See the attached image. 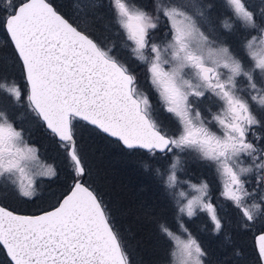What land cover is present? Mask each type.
Masks as SVG:
<instances>
[{"label":"snow or ice","instance_id":"snow-or-ice-1","mask_svg":"<svg viewBox=\"0 0 264 264\" xmlns=\"http://www.w3.org/2000/svg\"><path fill=\"white\" fill-rule=\"evenodd\" d=\"M112 4L125 47L147 64L165 110L179 121V134L169 135L154 118L127 64L50 0H0V30L26 85L5 80L0 93L17 105L26 101L74 165L73 183L55 205L37 214L0 206V253L7 264H129L111 211L85 182L88 171L76 139L81 122L129 152L148 155L143 166L172 192L175 218L187 235L182 240L166 223L159 224L172 243L170 256L179 248L180 264H204L206 256L184 217L206 213L214 233L223 225L208 183L180 180L179 152L195 151L214 166L220 196L240 213L245 228L257 221L264 226V0H220L223 12L215 17L217 5L204 0L179 6L173 0H151V8L136 0ZM161 15L171 38L158 44L153 32ZM230 35L238 36L243 57L224 39ZM204 101L207 116L198 107ZM169 154L173 158L165 163ZM158 155L160 166L153 168ZM37 166V149L17 130L7 109L0 108V178L32 197ZM36 174L55 175V169L49 165ZM182 185L184 190L177 191ZM257 241L264 260V231Z\"/></svg>","mask_w":264,"mask_h":264},{"label":"rangeland","instance_id":"rangeland-1","mask_svg":"<svg viewBox=\"0 0 264 264\" xmlns=\"http://www.w3.org/2000/svg\"><path fill=\"white\" fill-rule=\"evenodd\" d=\"M74 1L75 3H73V7L75 9H79L81 0H74ZM82 1H85L87 4H93L92 2H98V3L100 2L99 0H82ZM106 1L111 8L112 11L111 18L115 26L111 27V33H110L108 32V30L110 29L109 23H102L107 33V36L101 38L102 42L100 41V43L105 49H112L111 54L117 59L121 60L123 63L127 64L130 71L137 77L138 91L142 95H146L149 98L152 111L154 114V118L157 120L160 126L164 130H166L169 133V135H178L179 129L176 123L177 118L172 113H169L165 110V107L160 100L158 92L151 84L150 77L147 71V64L141 63L138 60H136L133 54L131 53V51L129 50V48L125 47L126 37L123 31L120 30L119 26L116 24V19H115L116 13L112 4V0H106ZM214 1H215L214 5H217V9L213 11L212 14L215 17L218 13L222 14L223 9L219 7L220 0H214ZM129 2H131V0H129ZM136 2L140 4H147L149 8H151V0H136ZM164 2L167 3L168 0H164ZM173 2L179 6L181 4L188 3V0H173ZM204 2L208 3V0H204ZM168 32H169L168 22L166 18H164L161 15L158 29L153 32L155 42L158 44H163L164 42H166V39H170L171 37L170 35H168ZM5 39L6 38L2 30H0V82L6 80L8 83H11L14 80L16 83L20 84L22 88H24L26 87V85L21 75L20 68L18 64L14 63L15 59L12 57V54L10 53L8 46L5 43ZM224 39L238 55L242 57L244 56L243 51L239 48L238 36L236 35L225 36ZM245 61L247 62L246 57H245ZM0 101H3L2 103H0V108H6L10 113L16 111L13 115H11L8 112L9 117L14 122V126L17 128V130H23L24 137L27 140L28 144L31 147L37 149V156L39 158V166L34 167L32 169L33 181H34L33 196L24 197L20 195L18 189L13 185L11 181H5L3 178H0V203L13 210L30 211V212L49 206L56 201L59 195V191L65 187L67 182L66 181L60 182L58 187L55 188V184L44 181L46 179H50L53 176H55L57 168L52 161L48 160L46 157H44L41 154L40 148L36 144L35 140L38 139L42 143H44L45 137L42 131L40 130L41 128L38 124V120L34 117V114H32L27 108L26 101H22L18 105L14 104L10 98H5L3 93H0ZM257 131L258 133L260 132V130ZM31 132L34 133L31 134ZM85 134L86 132H77V135H79L80 137L81 135H85ZM178 154L180 157L181 166L178 169L177 174L180 180L181 181L191 180L193 183H197V184L200 183V181H206L209 185V193L212 198V202L218 205L219 208L218 215L220 216L223 225L222 230L219 233H214L213 231L207 232V227H206L207 223L211 224V230L213 228V225L206 213H199L196 217L190 220L187 217L183 218L184 224L188 228L189 232H191L192 236L197 239L198 243L201 244L202 248L206 252V256L202 258L204 264H236V262H238L242 257H244L239 255V252L235 254L236 250H230L229 248H227L230 244H232V240H233L232 236L228 231V227H231V230L233 229H235L236 231L240 230L236 234L237 245L242 246L244 244L245 246L244 245L243 246L247 248L246 250L247 252H249L243 264H256V258L253 254L252 247L247 236H250L253 241L254 233L260 230L261 228L264 229V226H262L260 221H257L255 224H252L249 228H245L241 224L240 213L233 207L231 202L225 201L223 197L220 196L222 185L213 165H211L208 161L201 159L199 154L195 151L179 152ZM88 158L92 163V165H94L95 159L93 158V153L88 152ZM123 158L126 164H129L128 168H130V173H133L135 175L137 172L141 171L142 165L146 160L149 159L148 155H146V157L142 160L141 158L139 160L137 157H123ZM172 158H173L172 154H169L168 160L165 163H170ZM89 160L86 159L88 165H90ZM152 161H155V159H153ZM248 162L250 163V161ZM248 162L245 161V165H247ZM49 165L53 166V168L55 169V175L36 174V173L44 172L47 166ZM73 166L74 165H70V161L68 163L66 162V168L69 171L72 172L71 169ZM122 170L123 169L121 168V172ZM141 175H145V174L141 173ZM151 177L154 178V176ZM90 178L100 190L101 185L100 182H98L99 180H97L95 177L93 179L91 175ZM251 181H252L251 184L248 185L250 190L252 187H255L254 176L251 177ZM134 182H136L137 184L140 183L137 180H134ZM141 186H138V188H136L138 193L142 189ZM184 187L186 186L182 185L180 188H177V191L184 190ZM39 188H41L40 191ZM120 189L123 192L122 188ZM166 190H167L168 198L171 201L170 203L173 206L174 212H172L171 214L169 212H164L163 214H160V216L157 215L158 219L162 215L160 220H158L157 222L156 220H154L155 216L151 217L150 207L147 205L146 208L147 218L146 216L140 217V219L137 218L136 222H140L142 224V222H144L149 218L151 221L154 220L152 223V227L154 225V222L156 221L157 223V225L155 223L156 228L158 227L159 229V224L161 222L162 223L168 222L170 217V221H175L176 225L175 224L174 225L167 224V225L182 240H186L187 235L181 232L179 228V224L174 216L175 207L172 199V192L168 189ZM38 192L40 198H38L35 202H32L33 200L36 199ZM151 199L153 203L157 201V198L155 197H152ZM194 219L198 220L197 223L200 225L197 228L194 227L195 229H192L191 227H189V223L194 222L192 221ZM124 221H128V219L125 218ZM148 223H146V229H144V231L146 230L145 234L147 235L149 240L152 241V239L154 238L152 243H147V241L138 234H133V240H132L131 236L133 231H131V228L129 226L127 227L126 225L125 228H123L124 239L127 241V247L130 252L129 255H131L129 256L126 253L127 257L129 256L128 257L129 264H180L181 255L179 248L178 247L176 248L174 257L170 256V252L172 250V243L162 233L161 234L162 236H164V239L162 238V236L160 238L158 231L155 232L156 235L155 237L154 235H151L150 227L147 226ZM140 233L143 235V231H140ZM211 236L219 237L220 241L218 245L222 247V245L224 244L226 249L214 251V249L211 247V242L208 241L209 237ZM206 245L208 246V250L206 248ZM124 248L126 249L125 244H124ZM228 251H230L231 253ZM218 252L223 255L218 254ZM254 253L256 254V252Z\"/></svg>","mask_w":264,"mask_h":264},{"label":"trees","instance_id":"trees-1","mask_svg":"<svg viewBox=\"0 0 264 264\" xmlns=\"http://www.w3.org/2000/svg\"><path fill=\"white\" fill-rule=\"evenodd\" d=\"M73 1L74 0H68V1L50 0V2L53 3V5L62 14H64L66 18L70 20V22H72L74 25H78L82 30H86L92 36V38L96 39L98 42L101 41V38L107 36V33L102 23H109L110 29L108 30V32L111 33V27H114L115 24H113V20L111 18V14H112L111 8L106 0H99L100 1L99 3L92 2L93 4H87L85 1L81 0L79 9H75L73 7V3H75V1L74 2ZM209 2L215 4L214 0H208V3ZM8 49L11 53V49L9 47ZM14 63L17 64L16 61H14ZM83 123L84 122H81V125L77 127L76 132H86V134L81 135V137L77 135L76 139L78 145V154L80 155L82 162L85 164L86 169L88 171V175L85 177V182L88 186L96 190V192L100 196H102L104 203L108 206L109 210L111 211L116 227L119 230L122 243L123 245L125 244L126 246L125 249L126 253L129 255L130 252L127 247V241L124 239V234H123V228H125V225L127 227L129 226L131 228V231H133L131 236L132 240H133V234H138L142 238H144L147 241V243H152L154 238L152 239V241L149 240L147 235L145 234L146 230L144 231V229H146V223H148L151 220L148 218L141 224L140 222H136L137 218L140 219V217H145V216L147 218L146 208L148 205L150 207L151 217L155 216L154 220L158 222V220H160L162 215L161 217H159V219L157 218V215L160 216V214H163L164 212H169L171 214L172 212H174L173 206L170 203L171 202L170 199L168 198L167 190L164 188V186L162 185L159 179L160 177L157 174H155L154 171H150L142 165L141 171L137 172L136 175L130 173V168H128L129 164H126L123 157H137L139 160L140 158L142 160L147 155L145 152L143 151L129 152L128 150H125L121 146H119L114 141V139H109L106 136L98 134L91 127H84ZM38 124L41 128L40 130L42 131L45 137V142L42 143L38 139L35 140L36 144L40 148L41 154L44 157H46L48 160L52 161L57 168L56 175L44 181L55 184V188L58 187L60 182L63 181L67 182L65 187L59 191V195L56 201L49 206L41 208V209H47L50 206L56 204L57 200L62 197V194H65L69 190L70 185L73 183V181H72V172L66 168V162L67 163L69 162V158L67 154L63 150H61V148L59 147L58 140L45 129L42 122L38 120ZM88 152L93 153V158L95 159L94 165H92V163L88 158ZM86 159L89 160L90 165H88ZM160 160L161 158L158 155L155 158V161H151L153 168L160 166L159 163ZM121 168L123 169L122 172H121ZM141 173L145 175H141ZM90 175L93 177V179L95 177L97 180H99L98 182H100L101 185L100 190L97 187V185L92 181ZM151 176H154V178H152ZM134 180H137L140 183L137 184L136 182H134ZM138 186H141L142 188L139 191V193L137 192L136 189L138 188ZM120 188H122L123 192L121 191ZM40 189L41 188H39V191ZM152 197L157 198V201H155V203H153L151 199ZM38 198H40L39 192L36 196V199L33 200L32 202H35ZM41 209L32 212L20 211V210L19 211L14 210V211L33 214V213H38ZM125 218H127L128 221H124ZM153 221L147 224V226L150 227V234L154 235L155 237L156 236L155 232L158 231L159 237L161 238L162 234L159 231L158 227L156 228L157 225L156 221L154 222V225L152 227ZM192 221L194 222L189 223V227H191L192 229H195L194 227L197 228L200 225L197 223L198 220L194 219ZM165 223L169 225H174L176 222L170 221V217H169V221ZM206 227H207V232L212 231L210 223H207ZM140 231H143V235L140 233ZM228 231L232 236L233 240H232V244H230L227 248H229L230 250H236L235 254L239 252V255L244 256L238 262H236V264H243L249 252H247L246 250L247 248L244 247L245 246L244 244H243L244 246L237 245L236 234L240 230L238 231H236L235 229L231 230V227H228ZM259 231H264V229L261 228L255 233ZM162 238L164 239V236H162ZM247 238L250 241L253 254L256 258V264H260L257 253L256 254L254 253L252 238L250 236H247ZM208 241L211 242V247L214 249V251L226 249L224 244L222 245V247L218 245L220 238L217 236L209 237ZM206 248L208 250L207 245ZM219 252L218 254H220ZM0 264H7L6 258L3 255V253H0Z\"/></svg>","mask_w":264,"mask_h":264},{"label":"flooded vegetation","instance_id":"flooded-vegetation-1","mask_svg":"<svg viewBox=\"0 0 264 264\" xmlns=\"http://www.w3.org/2000/svg\"><path fill=\"white\" fill-rule=\"evenodd\" d=\"M198 107L201 109L202 112H204L205 116L208 115L206 109H207V107H209V104H208L207 101H204L203 103L199 104ZM212 110H213V111H216V108L213 107ZM7 111H8V110H7ZM8 112H9V111H8ZM15 112H16V111H15ZM15 112H13V113H10V112H9V113H10L11 115H13ZM29 123H30V122H29ZM176 123H177V125H178V129L180 130V124H179L178 119H177ZM213 130H214V131H217V129H216L215 127H213ZM32 133H33V132H31V134H32ZM250 138H251V137H250ZM246 161H247V160H246ZM247 162H248V161H247ZM248 163H249V162H248ZM253 247H254V241H253ZM254 252H256L255 247H254Z\"/></svg>","mask_w":264,"mask_h":264},{"label":"water","instance_id":"water-1","mask_svg":"<svg viewBox=\"0 0 264 264\" xmlns=\"http://www.w3.org/2000/svg\"><path fill=\"white\" fill-rule=\"evenodd\" d=\"M44 127H45V126H44ZM45 129H46V127H45ZM46 130H47V129H46ZM47 131H49V130H47ZM56 139H57V138H56ZM66 193H67V192H66ZM66 193H65V194H66ZM60 199H62V197H61ZM0 206H3V207H5V208H7V209H9V210H12V209H10V208L4 206V205L1 204V203H0ZM13 211H14V210H13ZM15 212H16V211H15ZM17 213H18V214H29V213H22V212H17ZM33 214H37V213H33ZM261 232H262V231H259V232H257V233L254 234V236H253V241H254L255 250H256V253H257V255H258V258H259L260 264H264V260H261L260 257H259L258 247H257V245H258L257 237L260 235Z\"/></svg>","mask_w":264,"mask_h":264}]
</instances>
